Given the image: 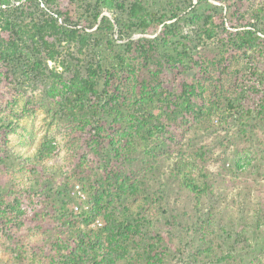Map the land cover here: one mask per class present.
<instances>
[{"label":"trees","instance_id":"trees-1","mask_svg":"<svg viewBox=\"0 0 264 264\" xmlns=\"http://www.w3.org/2000/svg\"><path fill=\"white\" fill-rule=\"evenodd\" d=\"M62 1L0 0V96L12 95L17 86L31 88L28 105L37 101L52 118L88 134L85 145L100 160L99 169L83 175L87 170L79 165L78 180L90 191L88 207L58 170L65 181L54 189L46 178L28 195L33 203L25 205L22 188L0 190L2 237L10 239L6 232L21 229L28 218L54 222L52 229L36 224L42 239L7 243L11 257L2 264H264V200L252 203L247 189L230 198L221 192L218 174L198 163L204 148L172 150L183 145L177 127L208 128L215 117L221 123L231 117L249 144L227 173L238 177L257 169V154L264 153L258 135L264 133V70L254 66L249 52L264 39V0L243 13L234 0L223 5L235 32L218 16L223 6L209 0H68L78 7L75 17ZM115 29L120 39H129L128 51L117 44ZM134 33L155 37L135 41ZM202 45L213 46L211 57L201 54ZM242 55L253 60L246 69L253 80L247 84L237 69L234 79L242 82L225 84L222 74ZM142 65L148 77H140ZM192 68L197 73L184 80ZM168 69L179 86L162 80ZM251 94L256 99L250 103ZM18 127L14 119L0 117V147L6 145L0 149V168L11 174L12 185L31 180L28 170L35 173L40 166L51 177V168L41 164L58 145L46 137L35 154L25 156L9 144L12 133L24 135ZM168 159L174 161L166 174L158 165ZM165 174L190 196L191 211L187 204L181 214L169 210L160 181ZM157 179L160 186L149 191ZM255 180L257 187H248L257 192L264 178ZM126 197L141 198L144 205L135 212L123 202ZM76 200L78 211L76 204L69 206ZM42 202L50 206L47 211ZM154 208L158 221L168 224L166 232L154 228L149 213ZM97 219L102 226L92 227Z\"/></svg>","mask_w":264,"mask_h":264},{"label":"rangeland","instance_id":"rangeland-1","mask_svg":"<svg viewBox=\"0 0 264 264\" xmlns=\"http://www.w3.org/2000/svg\"><path fill=\"white\" fill-rule=\"evenodd\" d=\"M209 1L212 4H216L218 6L221 5L225 6L226 4L228 5L231 0H225V1L222 0L223 2L220 0H209ZM234 1L236 3V6L239 7L237 11L242 13L245 12L252 5L259 7L262 4V0H234ZM68 2H69L68 0H63L62 4L66 5L67 7H70L71 11L73 12L72 14L75 17V14L77 15L78 7L75 8V6L72 4L67 5ZM196 2L197 0H193V3ZM224 6H223L224 8L223 12L218 16L223 17V19L225 20V26L228 29H230L232 32H235L237 29L230 27L231 22H228L226 19L227 13H226V7ZM104 14L112 17V14L107 10L104 11ZM234 21L235 19L233 18V22ZM217 22L221 27H223L220 23L221 20H218ZM244 22H246V20H244ZM184 28L186 31L190 29L187 26ZM143 36H146L147 38H154L155 34L134 33L131 37V40L136 41L139 38H142ZM261 37L262 39L264 38L263 36ZM114 38L117 39V44L121 45L120 49L128 51L127 45H125L129 40L128 38L120 39L117 29H115L114 31ZM211 48H213V46L208 45V47L205 48V46L202 45L200 50L201 54L205 53L211 57L214 53L209 50ZM136 52L134 54H136ZM249 53H251V56L254 59V66L258 67L260 70H264V39L263 41L260 40L258 47L255 48L254 51H250ZM250 59L251 58H249V55L240 56L239 60L234 61L232 63L230 68L231 70L229 69L227 72H224L222 74L223 75L222 82L236 83L237 80L234 79V74H235V70L238 69V71L243 70V78L244 79L246 78V83L249 84V82L253 80L252 75L251 78H247L246 75L248 74V71L246 70L248 67L247 63L253 61L252 59L251 60ZM150 67L153 68V65H150ZM195 69L196 68H192L190 71L189 70L186 71L185 75L183 76V79L186 81L191 79L197 73ZM171 71L172 69H168L167 71H165L161 75V78L167 83L170 82L169 86L173 88L179 85L177 83V80L173 79ZM148 72L149 71L147 67L142 65L139 72L140 77L141 76L148 77ZM240 82L242 81L239 80L237 83ZM226 86L227 87L229 86L232 89V85H226ZM244 86L247 87L248 85L244 84ZM30 90L31 88L26 89L17 86V90H15L16 92L14 91L12 95H3L2 97L0 96V117H9L11 119H14L18 123L19 126L18 129L21 133H24V135L20 136L19 134L17 136V134L12 133L11 135H9L10 137L9 144L15 146L18 149H21L22 153H24L25 156L35 154V150L37 149L38 146H40L44 142L46 137L51 138L56 142V144L58 145L57 152L50 158L45 159L41 164L42 166L51 168L52 174L50 177L49 176L50 172H45V170H43V168L40 166L35 173L29 172L28 170V174L30 175L31 177L30 179L32 181L23 178V182H16L12 185L11 174L7 175L3 171V168H0V190L2 189L6 190L9 187L10 189L12 188L24 189L23 194L21 193V195H23L25 199L24 203L26 205V202L33 203L30 201L31 196L29 197L28 195L32 194V192L36 188L44 184L46 178L51 179L54 189L59 187V183L62 182L63 178L64 179L69 178L70 179L68 180L69 189L72 191L73 186L79 184L81 188L83 187L85 189V193L89 198L90 191L86 190V187L83 185V183H81L78 180L80 176L78 171H82L85 169L87 171L84 172L82 171L83 175H85L86 173L93 175V173L99 169L100 160L99 159L97 160V157L92 152L88 151V149L90 150V148L89 146L85 145V140L83 138L84 133H81L79 130H73L74 128H72L65 121H59L58 118H52V113L49 112L46 107L40 106L39 102L36 101L35 103L28 105L27 97L31 95ZM39 92L40 90L35 91V93H39ZM253 99H256L255 94H251L250 103L252 102ZM24 108H26L27 110H24ZM201 127L202 126L195 127L192 123H190V128L177 127L176 129H174V131H177V136H176L177 139H181V135H183L182 144L184 146L180 145L178 147H173L174 149L172 150L178 151L179 149L190 150L192 148L194 149L204 148L203 151H205V154L202 157H198V163L200 166L206 167L211 171H213L214 173L218 174L216 176V179L217 182L219 183V189L221 190V192L223 191L230 198L234 194H236L237 191H240L241 195L243 193H246V189H247L249 193L252 195L250 198L252 200V203H254L253 201L259 202L260 200H264L263 186H261V189H259L257 192L253 188L248 187L249 184L256 185L257 187V184L252 183V180L256 179L257 181L260 180L263 181L262 179L264 178V153L258 152L257 154L254 166H258V167L257 169H253L255 172H253L252 174L246 173L243 175H239L238 177H234L232 174L227 173V171H229L228 168L235 167L234 163H236V161H238L240 157L243 158L245 153L248 151L247 146L249 144L246 143V140L240 136L237 123L231 117L225 123H221L220 119L215 117L213 118L208 128H201ZM263 134L264 133L262 132V130H260L258 133L261 140H263L264 138ZM87 136L88 134H86L84 137ZM173 146H176V144H174ZM3 148L6 149L5 144L0 147V149ZM83 156H86V161L83 160L84 159L82 158ZM82 161H84L83 164ZM173 161H174L173 159H168L161 162L158 165L160 167L159 169H163L162 171H166L167 174L169 168L173 164ZM80 164L83 165L84 167L82 168V170H79L81 169L79 166ZM57 170L60 173L61 172L64 173V176H62L63 178L55 174V171ZM257 173L258 176H256ZM166 174L161 176L160 181L163 185V189H165L166 197L167 199H169L170 202V207H168L169 210L171 208V210H174L175 213L181 214L182 211L180 210L181 209L180 207H183L185 204H187L188 211H191L193 208L192 207L193 202L190 201V196L187 193L182 192L179 189L178 182L173 181L172 179H168ZM33 180H36L37 183H34ZM159 186L160 185L158 179L157 182L151 181V186L149 187V191H152L153 189H156ZM48 198H50V196H48ZM247 198L248 196H246V199ZM141 200H142L141 198H138L137 200H133L131 198L126 197L123 200V202L126 205H129L133 211L138 212L140 208H138L137 206L139 204L144 205V202ZM243 200H244V196L238 199L240 203H242ZM49 201H51V199H49ZM76 202L77 200L70 202L69 204L70 208L73 207V205L78 204ZM79 203L84 204L81 201H79ZM39 206L45 211H47L46 208L50 207L48 206V203L45 202H42L41 205ZM236 208L237 205L234 206V209ZM170 211H168V214H170ZM149 213L155 218L154 221L155 225H153L154 228L156 230L159 229L160 231L166 232L169 226L166 223L162 224L161 221H158V215L156 209L155 208L151 209ZM45 218L41 219L39 222L34 217L28 218L26 220V223L21 229H16V227L12 226L13 228L6 232V234L10 236V239H6L5 237H2V230L0 229V264H2L7 258L9 260L11 257L9 253L10 246L7 245V243H11V242L23 243L30 241L31 239L29 238L42 239V236L40 235L41 230L40 227L36 225L37 223H41L44 229H52L54 227V222L52 221V219L45 220Z\"/></svg>","mask_w":264,"mask_h":264},{"label":"built area","instance_id":"built-area-1","mask_svg":"<svg viewBox=\"0 0 264 264\" xmlns=\"http://www.w3.org/2000/svg\"><path fill=\"white\" fill-rule=\"evenodd\" d=\"M73 195L76 196V198L81 201L82 203H84L83 205L85 207H88V205L85 204V202L87 201L88 197L86 195V193L83 191V189L81 188V186L79 184H76L73 188V191H72ZM74 209L76 211L80 210V205L79 204H76L74 206ZM103 222L101 219H97L95 220L91 226L92 227H99V226H102Z\"/></svg>","mask_w":264,"mask_h":264}]
</instances>
